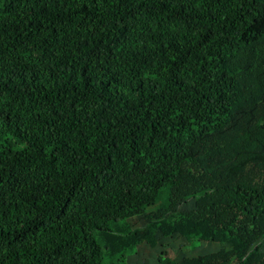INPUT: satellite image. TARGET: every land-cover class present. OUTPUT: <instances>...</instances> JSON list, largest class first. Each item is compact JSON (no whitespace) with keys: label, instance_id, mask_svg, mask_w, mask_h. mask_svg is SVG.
Masks as SVG:
<instances>
[{"label":"trees","instance_id":"obj_1","mask_svg":"<svg viewBox=\"0 0 264 264\" xmlns=\"http://www.w3.org/2000/svg\"><path fill=\"white\" fill-rule=\"evenodd\" d=\"M158 233L223 247L156 264H264V0H0V264Z\"/></svg>","mask_w":264,"mask_h":264},{"label":"rangeland","instance_id":"obj_2","mask_svg":"<svg viewBox=\"0 0 264 264\" xmlns=\"http://www.w3.org/2000/svg\"><path fill=\"white\" fill-rule=\"evenodd\" d=\"M165 196L166 192H163L160 199L163 200ZM195 201L196 198L193 197H190L185 201H181L176 205L173 214L175 216H179L192 211L195 209ZM129 223L132 229H141L148 224V218L145 216L135 217L130 219ZM157 237L159 238V241L156 245L149 244L147 242L137 245V247H135V252L128 256L127 264H156L164 250L167 251V254L170 257L180 259L183 256H196L213 252L223 247L220 243L186 240L178 235L162 237L158 233Z\"/></svg>","mask_w":264,"mask_h":264}]
</instances>
